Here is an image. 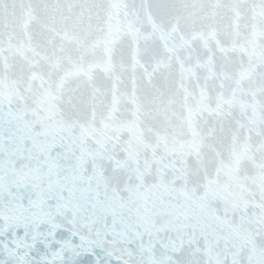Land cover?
<instances>
[{
	"label": "snow or ice",
	"instance_id": "1",
	"mask_svg": "<svg viewBox=\"0 0 264 264\" xmlns=\"http://www.w3.org/2000/svg\"><path fill=\"white\" fill-rule=\"evenodd\" d=\"M0 264H264V0H0Z\"/></svg>",
	"mask_w": 264,
	"mask_h": 264
}]
</instances>
